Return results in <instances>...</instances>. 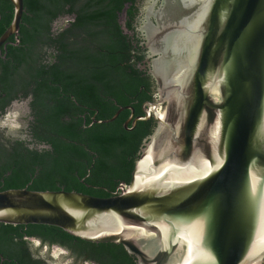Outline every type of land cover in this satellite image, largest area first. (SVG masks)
<instances>
[{
  "label": "water",
  "instance_id": "water-1",
  "mask_svg": "<svg viewBox=\"0 0 264 264\" xmlns=\"http://www.w3.org/2000/svg\"><path fill=\"white\" fill-rule=\"evenodd\" d=\"M11 1L0 48L25 10ZM146 12L166 104L153 106L158 124L130 183L107 197L0 190V222L121 243L138 264H263L264 0H150Z\"/></svg>",
  "mask_w": 264,
  "mask_h": 264
},
{
  "label": "trees",
  "instance_id": "trees-1",
  "mask_svg": "<svg viewBox=\"0 0 264 264\" xmlns=\"http://www.w3.org/2000/svg\"><path fill=\"white\" fill-rule=\"evenodd\" d=\"M146 1L24 0L19 35L0 48V113L31 97V118L26 131H0V190L107 197L130 183L150 123L125 129L130 109L103 120L129 104L142 113L143 101L153 97L155 77L135 35ZM14 12L11 0H0V36ZM54 244L66 248L74 264H138L121 243L88 241L55 225L0 222V264H52L40 250Z\"/></svg>",
  "mask_w": 264,
  "mask_h": 264
},
{
  "label": "flooded vegetation",
  "instance_id": "flooded-vegetation-1",
  "mask_svg": "<svg viewBox=\"0 0 264 264\" xmlns=\"http://www.w3.org/2000/svg\"><path fill=\"white\" fill-rule=\"evenodd\" d=\"M145 4H146V2H145ZM161 4H163V1H159L157 3L156 7L161 6ZM144 7H143L142 11L140 12L139 17L137 18V21H136L135 35L143 43L144 48L146 49L145 53H146L147 61H149V65H150V67H152V61H151L152 58H149V52H150L149 50L150 49H149L147 41H146V36L143 32V29H144L143 26L145 25V23L147 21V18H146L147 12H146ZM68 19H69V17L63 18V19H61V22H63L64 20L67 21ZM152 19H153V21H156L154 18H152ZM121 22H122L125 30L128 31L125 18L122 17ZM154 82H155L154 83V89L155 90L152 94L153 95L152 99H147V100L143 101V103L141 105V108L144 112L137 113L136 107L133 106L132 104L122 106L118 109V110H120V113L124 109H130L131 110L130 115L127 117V119L123 123V127L127 130L135 131L139 125L140 120H147L150 123L149 128L151 129L152 132L143 137L141 145L139 146L138 151L136 153L135 164L141 155V152L145 146L147 139L154 132V130L158 124V121L154 116L153 106H156L157 108L159 107V105H161V107L163 106L162 103H160V99L158 97V85H157L156 79H154ZM30 101H31V97L26 98V99L14 100L12 102V104L7 108L5 113H2V114L0 113V124L5 123V122L7 123L6 125H3V126L0 125V131H3V132L5 131L6 134H13V133L8 132L9 129L12 128L11 126H13V124H11V123H14L15 121L18 122V124H15V126L18 127L21 115H22L25 122H23V126L20 127V129L17 133L22 132V131H26L28 129V125H29V119L31 118ZM19 113L21 115L18 116ZM120 113H119V115H120ZM10 115L12 116L13 122L8 123V120H10V118H9ZM144 116H147V118H140V117H144ZM95 121H98V120L95 119ZM111 121H113V120H111ZM54 245H58V244H54Z\"/></svg>",
  "mask_w": 264,
  "mask_h": 264
},
{
  "label": "rangeland",
  "instance_id": "rangeland-1",
  "mask_svg": "<svg viewBox=\"0 0 264 264\" xmlns=\"http://www.w3.org/2000/svg\"><path fill=\"white\" fill-rule=\"evenodd\" d=\"M149 3H150V0H147L145 7H144L145 10H147ZM143 32L145 34L144 29H143ZM146 41H147V38H146ZM147 44H148V41H147ZM149 58H152L151 51L149 52ZM158 97L160 99V92L159 91H158ZM160 103H162L163 106L161 107V105H159L158 109L159 110L164 109L166 103L162 99H160ZM11 115L9 116L10 120H8V123L13 122ZM19 115H21V114L19 113L18 116ZM23 122H25V121L21 115L18 127L15 126V124H18V122L15 121L14 123H11V124H13V126H11L12 128H10L8 132L13 133V134L17 133L19 131L20 127L23 126ZM6 124L7 123L5 122V123H1L0 125L3 126ZM33 241H34L33 247H38L40 245V241L38 239H33ZM40 255L48 258L52 264H74L73 258L70 256V252L66 248H64L63 246H60V245H53V246H51V248H49L48 246H43V248L40 250ZM79 264H93V263L82 262Z\"/></svg>",
  "mask_w": 264,
  "mask_h": 264
}]
</instances>
